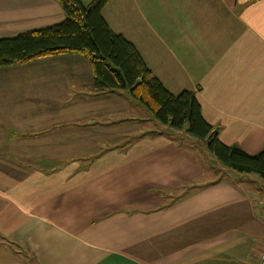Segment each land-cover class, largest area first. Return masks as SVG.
<instances>
[{"label": "crops", "instance_id": "obj_1", "mask_svg": "<svg viewBox=\"0 0 264 264\" xmlns=\"http://www.w3.org/2000/svg\"><path fill=\"white\" fill-rule=\"evenodd\" d=\"M102 16L171 94L195 93L222 144L264 151V0H110ZM63 20L57 0H0V39ZM0 71V130H12L0 141V264H260L264 184L203 161L122 91L98 90L82 56ZM51 111L94 135H135L61 161L73 148L58 141L35 164L21 141L50 137L34 120ZM21 115L32 121L16 130Z\"/></svg>", "mask_w": 264, "mask_h": 264}, {"label": "trees", "instance_id": "obj_2", "mask_svg": "<svg viewBox=\"0 0 264 264\" xmlns=\"http://www.w3.org/2000/svg\"><path fill=\"white\" fill-rule=\"evenodd\" d=\"M110 0H57L64 20L53 27L0 39V68L25 65L64 55L86 58L98 90L122 91L140 104L161 127L180 138L206 142L207 152L225 169L255 174L264 181V151L249 156L222 144L217 131L202 117L193 91L171 94L152 75L136 48L105 22L102 11ZM179 138V139H180Z\"/></svg>", "mask_w": 264, "mask_h": 264}, {"label": "rangeland", "instance_id": "obj_3", "mask_svg": "<svg viewBox=\"0 0 264 264\" xmlns=\"http://www.w3.org/2000/svg\"><path fill=\"white\" fill-rule=\"evenodd\" d=\"M1 73V71H0ZM17 79V78H15ZM4 80V77H0V84L1 81ZM17 87H15L14 91H16ZM0 93H3V89L0 86ZM35 112L37 111L36 109H34ZM60 114V113H58ZM65 115V117L63 116ZM69 115H72V117H70ZM35 118V116H34ZM25 119H30V121H32V119L30 117L28 118H23L21 115V119H19L18 122H9L12 123L10 124L11 126L13 125V127L16 128V130H24V129H20L22 126H25L27 123L25 122ZM29 121V120H27ZM90 123V124H89ZM34 125L36 127H44L43 129L45 130H54L51 131V133L48 135L50 137L46 138V140H44V138H37L36 140H28L23 142V140L21 141L22 146H27L30 150L31 155L33 156V158L31 159L35 164H36V159H38L40 156H42L43 153L47 154L48 151L53 153H56V146L58 141L62 142L60 144H70V146H72L71 148H73V150H70L66 152V154L60 159L64 160V159H69L70 157H81V156H94L96 154L99 153V151L109 147L111 144L112 145H123V143L127 140H130L132 137H134L133 133H135L136 130H109L111 133H107V130H101L98 134H93V132L90 131V129L92 128L91 122H87V121H79L76 120V118L74 117V112L72 113H68L65 112L61 115V117L57 116V113L55 111H51L50 115L48 117H39V119H35L34 120ZM139 126H144V127H140L141 131H146L149 130L150 128H152V126H146V125H139ZM164 129H168L167 127H162ZM144 129V130H143ZM77 130V131H76ZM79 130H88V131H83L80 132ZM12 130H0V141L1 138L3 139V137L5 136L4 134L6 133H11ZM38 131H42V130H33L34 133H37ZM108 131V132H109ZM138 131V130H137ZM118 132V134H117ZM121 132L123 133V135H125V137L121 136L120 137V141H116L115 139H117V137L119 135H121ZM61 133H66L64 134V140H62L63 136H58ZM55 135V136H52ZM112 135H116L117 137L115 138ZM80 139L82 141H80ZM191 147L193 148L194 152L196 153V155L201 158L203 161H206V157L209 155L211 156L208 152H207V148H206V142L204 141H199L196 139H192L191 141ZM33 145V146H31ZM4 147V145H3ZM68 147V146H67ZM52 153V154H53ZM212 158V160H214V162H216V160L213 157H208L207 159ZM211 160V159H210ZM205 163V162H204ZM205 165L207 166V164L205 163ZM220 166V165H218ZM219 168H222L219 167ZM211 171L207 170V176H210ZM236 174V173H235ZM238 176H250L251 177V181H253L252 183H249L252 186H257L258 183L259 184H264V182H262V180L255 174H239L237 173ZM256 178V179H255ZM246 180V179H245ZM239 184H241V181L239 182Z\"/></svg>", "mask_w": 264, "mask_h": 264}, {"label": "built area", "instance_id": "obj_4", "mask_svg": "<svg viewBox=\"0 0 264 264\" xmlns=\"http://www.w3.org/2000/svg\"><path fill=\"white\" fill-rule=\"evenodd\" d=\"M260 264H264V253L260 255Z\"/></svg>", "mask_w": 264, "mask_h": 264}]
</instances>
